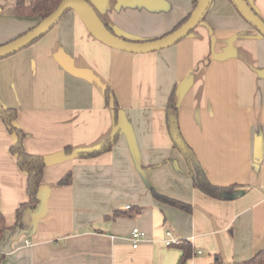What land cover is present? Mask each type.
Instances as JSON below:
<instances>
[{
	"label": "crops",
	"instance_id": "0c3cea01",
	"mask_svg": "<svg viewBox=\"0 0 264 264\" xmlns=\"http://www.w3.org/2000/svg\"><path fill=\"white\" fill-rule=\"evenodd\" d=\"M193 1L87 3L116 36L148 42L184 20ZM246 1L264 20V0ZM11 2L0 0V46L38 24L7 14ZM174 86L182 137L210 183L242 186L239 197L218 200L193 187L165 123ZM106 87L118 103L116 125ZM0 104L16 110L25 151L45 160L39 204L13 229L27 201L26 175L10 153L16 136L0 119V212L8 228L1 264H179L181 242L191 250L183 264H243L264 247V37L230 0H211L184 39L148 54L100 43L70 10L36 42L0 59ZM115 131L110 151L77 158ZM67 174L70 184L60 185ZM152 190L190 210L157 201ZM130 206L140 211L111 218ZM134 228L144 235L137 248ZM166 232L180 243L165 246Z\"/></svg>",
	"mask_w": 264,
	"mask_h": 264
},
{
	"label": "trees",
	"instance_id": "16d2710c",
	"mask_svg": "<svg viewBox=\"0 0 264 264\" xmlns=\"http://www.w3.org/2000/svg\"><path fill=\"white\" fill-rule=\"evenodd\" d=\"M62 1L63 0H28L26 2L25 0H12L11 4L8 5L6 9L5 8L4 9L7 14L20 16V17L35 18L39 23L41 20L49 16ZM196 3L197 0L193 1V9L195 8ZM189 15L184 20H182L173 30L180 27L188 19ZM262 21L264 20L262 19ZM101 22L112 34H114L112 29L108 25H106L103 21ZM173 30H171L170 32H172ZM104 100L106 106L112 110L114 125H116L118 103L115 95L113 94L112 90L109 87H106L104 90ZM16 116H17L16 110L5 108L0 104V119L2 120L7 131L10 134L16 136V142H14V144L10 147V153L15 157L18 169L24 172L26 175L25 190L27 195V201L20 204L19 207L17 208L16 221L14 226L12 227L13 229L21 228V215L24 210L26 209L35 210L37 208L39 204L38 191L40 188V184L43 178V172L45 168V160L42 156L30 155L25 151L23 146L24 134L14 124V120L16 119ZM165 123H166L167 131L172 140V146L183 157L186 163L187 173L190 176L192 185L195 189L199 190L208 197L223 201L233 200L242 194L243 192L242 186L230 185L226 187H220L211 184L210 181L207 179L204 171L202 170L199 162L197 161V158L193 150L185 142L184 138L180 133L178 126V107L176 101L175 86L171 89L169 96L167 98L166 109H165ZM117 135L118 134L115 131L111 137L103 141L96 149L77 152L76 154L77 158L90 159L110 151L117 141ZM67 152L69 153L71 151L68 148H66V153ZM70 182H71V177L69 174H67L60 181V185L66 186L69 185ZM239 188H241V190H239ZM151 193L157 201L165 202L168 205L175 207L179 210H183V211L190 210V205L188 204L182 203L178 200L167 198L157 193L154 190H152ZM139 211L140 209L130 206L127 211H123V210L113 211L111 218L114 219L121 216L132 217L133 215H136ZM7 229L8 228L5 224L4 217L0 212V242L2 240V236L4 232ZM180 248L182 250V256L180 258L179 264H183L187 259H189L191 255V250L189 246L184 242H181ZM3 259H4V254L0 250V264L2 263ZM260 263H264V247L260 249L251 260L243 264H260ZM213 264H223V263L220 258H216Z\"/></svg>",
	"mask_w": 264,
	"mask_h": 264
},
{
	"label": "water",
	"instance_id": "95a60500",
	"mask_svg": "<svg viewBox=\"0 0 264 264\" xmlns=\"http://www.w3.org/2000/svg\"><path fill=\"white\" fill-rule=\"evenodd\" d=\"M211 0H197L195 8L188 19L177 29L167 35L148 42H133L112 34L101 22L85 0H63L57 8L35 27L0 46V59L13 55L30 46L54 27L62 16L73 11L83 23L87 31L100 43L126 53L148 54L174 46L184 39L204 18ZM242 18L264 37V21L255 14L245 0H230Z\"/></svg>",
	"mask_w": 264,
	"mask_h": 264
},
{
	"label": "built area",
	"instance_id": "2783aa9c",
	"mask_svg": "<svg viewBox=\"0 0 264 264\" xmlns=\"http://www.w3.org/2000/svg\"><path fill=\"white\" fill-rule=\"evenodd\" d=\"M126 209H129V207H127ZM166 237L167 239L164 241V245L167 247L172 246V245H178L180 243L178 240L172 239L170 232H166ZM131 240H132L133 248H137L138 244L142 240H144V235L137 228H134L131 232Z\"/></svg>",
	"mask_w": 264,
	"mask_h": 264
}]
</instances>
